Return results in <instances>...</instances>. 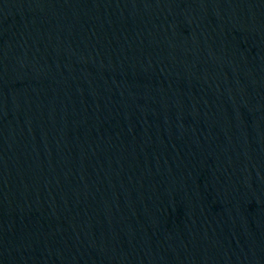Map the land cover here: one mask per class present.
<instances>
[{
	"label": "water",
	"instance_id": "obj_1",
	"mask_svg": "<svg viewBox=\"0 0 264 264\" xmlns=\"http://www.w3.org/2000/svg\"><path fill=\"white\" fill-rule=\"evenodd\" d=\"M0 264H264V0H0Z\"/></svg>",
	"mask_w": 264,
	"mask_h": 264
}]
</instances>
